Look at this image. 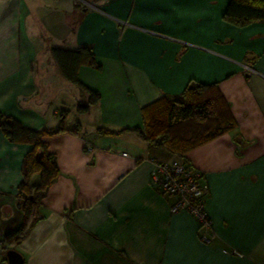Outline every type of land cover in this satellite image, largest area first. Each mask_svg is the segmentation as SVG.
<instances>
[{
  "label": "crops",
  "instance_id": "crops-1",
  "mask_svg": "<svg viewBox=\"0 0 264 264\" xmlns=\"http://www.w3.org/2000/svg\"><path fill=\"white\" fill-rule=\"evenodd\" d=\"M228 1L0 0V114L65 130L41 138L59 175L15 247L23 264H264V21H227ZM82 47L95 64L78 68L79 88L51 51ZM196 83L216 84L235 121L186 155L209 230L171 213L175 197L150 182L153 160L178 159L129 131L142 129L144 107ZM89 91L98 101L78 112ZM30 149L0 130V264L4 236L21 225Z\"/></svg>",
  "mask_w": 264,
  "mask_h": 264
},
{
  "label": "trees",
  "instance_id": "trees-1",
  "mask_svg": "<svg viewBox=\"0 0 264 264\" xmlns=\"http://www.w3.org/2000/svg\"><path fill=\"white\" fill-rule=\"evenodd\" d=\"M223 17L235 24L264 21V0H229ZM63 77L71 84L82 88L77 76L81 65H94L93 53L86 47L76 50L52 49ZM98 101V95L89 91L87 105H78V112L87 110ZM142 129L129 130L137 132L148 143L149 148L163 149L186 161L191 150L234 129L235 121L229 106L217 89L216 84L196 83L187 86L177 97H163L141 110ZM0 130L12 143H27L31 149L25 155L18 185L17 205L22 213L21 225L6 234L2 243L3 250H15L30 229L39 219V206L49 187L56 181L59 171L55 156L47 152V146L41 138L65 131L61 126L42 131L25 128L13 118L0 114ZM128 130H122L121 134ZM98 132L116 134L102 129ZM38 175L35 185L30 183L33 175ZM5 253V252H4Z\"/></svg>",
  "mask_w": 264,
  "mask_h": 264
},
{
  "label": "built area",
  "instance_id": "built-area-1",
  "mask_svg": "<svg viewBox=\"0 0 264 264\" xmlns=\"http://www.w3.org/2000/svg\"><path fill=\"white\" fill-rule=\"evenodd\" d=\"M86 149L90 147L86 146ZM201 178L202 174L186 161H152L151 184L159 193L176 199L170 207V212L184 211L192 216L199 229L209 230L211 221L204 210L206 191L201 184ZM200 240L209 242L204 236L200 237Z\"/></svg>",
  "mask_w": 264,
  "mask_h": 264
},
{
  "label": "water",
  "instance_id": "water-1",
  "mask_svg": "<svg viewBox=\"0 0 264 264\" xmlns=\"http://www.w3.org/2000/svg\"><path fill=\"white\" fill-rule=\"evenodd\" d=\"M4 256L7 264H23V259L16 250L8 249Z\"/></svg>",
  "mask_w": 264,
  "mask_h": 264
},
{
  "label": "rangeland",
  "instance_id": "rangeland-1",
  "mask_svg": "<svg viewBox=\"0 0 264 264\" xmlns=\"http://www.w3.org/2000/svg\"><path fill=\"white\" fill-rule=\"evenodd\" d=\"M71 115H72V114H70L69 117H70ZM75 115H77V114H75Z\"/></svg>",
  "mask_w": 264,
  "mask_h": 264
}]
</instances>
